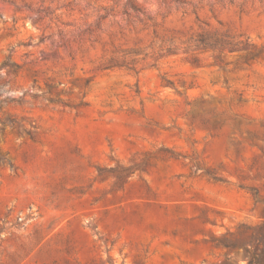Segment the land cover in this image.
<instances>
[{"label": "rangeland", "instance_id": "1", "mask_svg": "<svg viewBox=\"0 0 264 264\" xmlns=\"http://www.w3.org/2000/svg\"><path fill=\"white\" fill-rule=\"evenodd\" d=\"M0 264H264V0H0Z\"/></svg>", "mask_w": 264, "mask_h": 264}, {"label": "trees", "instance_id": "2", "mask_svg": "<svg viewBox=\"0 0 264 264\" xmlns=\"http://www.w3.org/2000/svg\"><path fill=\"white\" fill-rule=\"evenodd\" d=\"M253 262H254L253 258H250V263H253Z\"/></svg>", "mask_w": 264, "mask_h": 264}]
</instances>
